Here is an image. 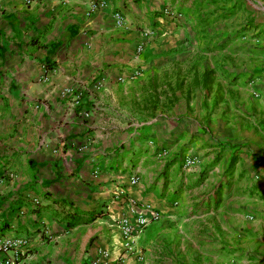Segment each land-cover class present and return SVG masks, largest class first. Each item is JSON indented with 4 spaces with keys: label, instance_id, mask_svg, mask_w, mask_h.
I'll return each mask as SVG.
<instances>
[{
    "label": "crops",
    "instance_id": "1",
    "mask_svg": "<svg viewBox=\"0 0 264 264\" xmlns=\"http://www.w3.org/2000/svg\"><path fill=\"white\" fill-rule=\"evenodd\" d=\"M164 2L0 0V240L29 237L25 264H93L101 251L106 264H248L264 232V109L250 117L236 66L213 90L203 76L156 94L174 37L135 50ZM148 88L168 106L146 115ZM128 197L162 218L121 257Z\"/></svg>",
    "mask_w": 264,
    "mask_h": 264
},
{
    "label": "rangeland",
    "instance_id": "2",
    "mask_svg": "<svg viewBox=\"0 0 264 264\" xmlns=\"http://www.w3.org/2000/svg\"><path fill=\"white\" fill-rule=\"evenodd\" d=\"M156 16L162 20L143 26L141 31L158 30L161 35L153 36L154 42L169 35L174 37L176 58L174 69L159 79L157 93L155 90L150 93L149 88L142 91V110L146 115L156 107L162 110L168 106L156 105L152 99L154 92L163 95L165 80L168 91H180L195 86L198 79L206 76L208 88L213 90L217 81L224 85L230 81L229 69L236 66L240 70L239 86L250 87L249 93L238 92V98L247 101L252 119H262L257 107L264 109V0H165L153 17ZM181 77L188 83H180ZM257 226L260 228V224ZM256 228L253 244L248 248V264H264V232ZM208 250L207 257L213 256L214 248ZM222 251L221 255L227 258L245 249L222 248ZM197 262L194 259L191 264ZM209 262L206 259L205 263ZM221 264L230 262L225 260Z\"/></svg>",
    "mask_w": 264,
    "mask_h": 264
},
{
    "label": "built area",
    "instance_id": "3",
    "mask_svg": "<svg viewBox=\"0 0 264 264\" xmlns=\"http://www.w3.org/2000/svg\"><path fill=\"white\" fill-rule=\"evenodd\" d=\"M31 1V0H30ZM42 1V0H36ZM68 1V0H61ZM93 9L102 8V5L93 3ZM115 24L122 26L125 25V19L123 15L119 12H116L114 15ZM160 34L158 30H143L140 32L142 42L136 47L135 57L141 55L146 46L155 36ZM161 35V34H160ZM141 67L139 66L133 71V74L129 79H133L136 76L141 75ZM197 158L193 157L186 160L187 167L195 166L197 164ZM138 181L137 175L131 177V183L136 184ZM126 203L129 205L131 210V217L122 216L117 221V227L121 234L122 239V255L131 253L134 250L135 241L143 233L144 229L152 222L159 221L162 218V215L159 211L152 209L144 205L143 203L138 202L133 197L125 198ZM35 204H38V201L35 200ZM29 244V237L19 236V237H8L0 240V264H25L24 258L26 255V249ZM108 259V253L101 251L98 258L94 261L93 264H106ZM120 260V258H119ZM120 262V261H119Z\"/></svg>",
    "mask_w": 264,
    "mask_h": 264
}]
</instances>
